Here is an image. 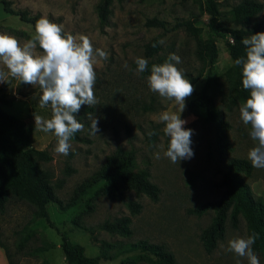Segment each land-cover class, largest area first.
Masks as SVG:
<instances>
[{
	"label": "rangeland",
	"instance_id": "1",
	"mask_svg": "<svg viewBox=\"0 0 264 264\" xmlns=\"http://www.w3.org/2000/svg\"><path fill=\"white\" fill-rule=\"evenodd\" d=\"M200 1L203 0H112L110 13L102 20L98 13L100 0H0V33L16 37L21 44L35 34V27L19 15L25 12L27 18L46 17L63 25L62 35H86L94 49L101 48L109 54L107 60L98 58L94 65L97 74L94 94L98 105H83L75 114L84 124V130L72 137L67 156L55 151L58 139L54 133L35 128L34 115L51 117L50 105L44 109L39 107L42 94L39 85L32 86L18 79L0 82V107L32 126V146L50 156L48 160H40L39 165L62 205L76 198L78 185L90 180L106 156L117 147L133 151L135 170L145 171L148 180L160 188L157 201L131 193L130 197L141 204L140 212L132 215L123 202L107 196L96 198L93 209L84 211L88 198L101 183L93 185L67 209L55 200L48 203L47 211L53 226L37 215L33 204L10 195L4 209L0 210V239L14 264H67L60 246L61 232L70 241L81 244L87 256H98L99 264H122L127 256L139 253L125 251L128 244L139 240L165 245L174 256V264H236L237 260L240 264H248L247 258L225 250L230 239L246 235L241 216L236 228L227 220L224 238L213 252L207 253L200 234L211 222L213 212L206 210L201 215L188 212L205 201L218 198L223 191L220 180L224 167L214 126L193 115L187 105L201 89L205 75L198 76L201 63L194 54L193 36L179 24L200 14ZM238 1L220 0L222 20L228 28L240 27L230 21V10ZM153 17L164 20V27L146 26V20ZM254 20L264 23V8ZM155 36L165 43L160 44L161 49L156 55L146 57L144 44ZM202 37H205L204 33ZM216 44L218 60L214 73L223 82L227 96L229 90L224 74L232 61L223 39L217 38ZM37 52L42 53L39 45ZM173 52L182 60L177 67L183 69L194 86L181 113V118L187 121L184 127L193 129L191 147L194 156L176 164L163 155L169 137L163 133L164 125L158 122L160 113L177 111L175 101L152 92L147 80L151 66L162 64ZM137 57L148 60V69L139 74L135 73ZM125 61L131 71L123 66ZM227 102V98H216L230 124V149L225 155L249 160L248 152L255 142L250 138V129L240 119L241 105L228 108ZM89 113L99 120L100 131L96 135L89 134ZM150 130L157 134L149 138L147 132ZM157 152L160 159L155 158ZM245 180L253 195L264 203V169L253 167ZM123 216L130 217L129 236L102 229L104 221ZM256 254L260 264H264L260 254ZM139 263L150 264L145 260Z\"/></svg>",
	"mask_w": 264,
	"mask_h": 264
},
{
	"label": "trees",
	"instance_id": "2",
	"mask_svg": "<svg viewBox=\"0 0 264 264\" xmlns=\"http://www.w3.org/2000/svg\"><path fill=\"white\" fill-rule=\"evenodd\" d=\"M112 0H100L98 13L102 20H106L110 13ZM220 0L200 1V14L189 20L181 22L185 30L191 34L195 41L194 54L201 63L199 77L205 75L204 83L197 95L188 102L191 113L202 117L206 123L214 126L215 140L222 157L223 171L221 186L223 191L214 200L205 201L188 210L189 213L201 215L206 210H212L211 222L202 230L200 240L204 250L211 253L224 238L226 222L229 219L233 228H236L241 216L245 221L246 234L259 233V238L253 245L255 253L260 254L264 261V203L261 198L253 195L245 176L253 171L251 162L244 158L226 156L230 149L228 131L230 124L224 112L216 103V98L228 99L227 107L242 104L249 97L250 92L242 86V65H234L238 57L246 58V48L242 38H248L256 32H264V23L254 20V17L264 8V2L259 0H239L231 10V22L239 28H228L222 20L219 9ZM5 9H8L6 6ZM9 11V10H7ZM206 15L203 19L202 16ZM22 19L30 22L34 27L37 16L27 18L25 12L19 14ZM146 26L164 27L165 21L150 18ZM202 33L205 37H202ZM217 38L224 41L227 52L231 58V65L225 71L229 94L224 93V85L220 77L214 73L218 60ZM159 38L153 37L144 44L143 51L146 57H152L161 49ZM233 41L235 43H233ZM156 43L157 46L152 45ZM250 129V126H247ZM33 127L13 114L0 107V210L2 211L10 195L26 200L36 207L37 215L53 226L47 211V205L55 200L63 208L76 203L87 189L101 183L90 195L86 202V210L94 207V200L100 196H107L111 200L123 202L132 215L138 214L141 204L133 200L130 195H145L152 201H157L160 188L148 180L145 171H136L133 151L117 147L107 155L104 162L94 173V176L78 185L76 198L66 205L55 196L48 182V176L39 165L40 160H48L50 156L44 150L32 146ZM130 217L123 216L112 221H104L102 229L112 234L129 236ZM61 249L67 264H99V257H90L85 254L84 247L69 240L68 236L60 233ZM5 250L9 264H14L5 244L0 239ZM125 251H139L127 256L122 264H140L145 260L150 264H174L173 254L163 244H153L146 240H139L126 246Z\"/></svg>",
	"mask_w": 264,
	"mask_h": 264
},
{
	"label": "clouds",
	"instance_id": "3",
	"mask_svg": "<svg viewBox=\"0 0 264 264\" xmlns=\"http://www.w3.org/2000/svg\"><path fill=\"white\" fill-rule=\"evenodd\" d=\"M62 32L63 25L41 17L36 22L35 34L23 44L12 35L0 33V82L10 83L11 79H18L25 84L39 85L42 90L39 107L44 109L50 105L51 117L34 115L35 128L44 133H54L58 139L55 151L67 156L72 137L84 130V124L78 121L75 114L83 105H98L94 94L97 80L94 65L98 58L107 60L109 54L101 48L94 49L86 35H62ZM241 42L246 48V58H236L234 65H242V86L250 95L239 108L240 119L245 126H250L249 135L255 142L248 152V159L253 167L264 169V32L242 38ZM158 43L164 44L165 41ZM37 45L42 53L37 52ZM181 63L179 55L170 53L165 62L151 66V74L147 77L152 92L175 101L177 111H164L158 117V122L164 125V135L169 137L163 155L173 164L194 156L191 147L193 129L185 128L187 121L181 118L186 107L185 100L192 95L194 86L183 69L177 67ZM135 64L137 74L148 69V60L143 57H137ZM123 66L128 69L126 61ZM88 119L89 134H98V118L89 113ZM156 134L154 130L147 132L149 138ZM155 158H161L159 152L155 153ZM258 238L257 232L238 236L228 241L225 250L247 258L248 264H260L253 250ZM236 264L240 261L237 260Z\"/></svg>",
	"mask_w": 264,
	"mask_h": 264
},
{
	"label": "crops",
	"instance_id": "4",
	"mask_svg": "<svg viewBox=\"0 0 264 264\" xmlns=\"http://www.w3.org/2000/svg\"><path fill=\"white\" fill-rule=\"evenodd\" d=\"M0 264H9L4 248L0 244Z\"/></svg>",
	"mask_w": 264,
	"mask_h": 264
}]
</instances>
